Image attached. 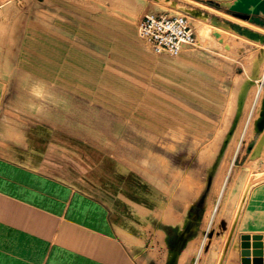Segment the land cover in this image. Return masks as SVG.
<instances>
[{"label":"crops","instance_id":"0c3cea01","mask_svg":"<svg viewBox=\"0 0 264 264\" xmlns=\"http://www.w3.org/2000/svg\"><path fill=\"white\" fill-rule=\"evenodd\" d=\"M96 4L0 0V264H162L172 231L204 228L205 151L264 150V44L227 31L156 55ZM156 148L195 150L173 163L192 191H171ZM232 230L222 264H241V234L264 241V181Z\"/></svg>","mask_w":264,"mask_h":264},{"label":"rangeland","instance_id":"374dc122","mask_svg":"<svg viewBox=\"0 0 264 264\" xmlns=\"http://www.w3.org/2000/svg\"><path fill=\"white\" fill-rule=\"evenodd\" d=\"M218 1L226 6L223 0ZM169 4L171 5L166 0H99V5L96 4L94 7H100L107 14L120 18L123 22L136 28L138 32L139 21L150 12L179 13L178 9ZM192 25L197 37L196 44H219L213 34V31L216 30L214 27L194 19H192ZM225 34L227 31L223 32L224 40L227 39ZM139 41L145 46L140 36ZM237 135L235 134L236 137ZM252 136L253 133H249L246 134L245 138L252 142ZM255 141L256 137L252 145ZM160 151L156 148L150 155L159 164V166L154 165L153 168L156 170L157 167H160V169L164 168L165 172H170L172 178L170 181L171 191H192L194 184L190 181V176L181 175L178 170H175L173 163H178L179 157H183L185 153L188 156L190 151L195 152V150L165 148L163 150L164 156L171 155V166L168 158L159 154ZM205 152L206 155L203 159L207 163L203 165V173L206 180L203 181L202 185L199 184L198 189L196 188L199 190L202 187L205 190V196L202 199L203 204L207 205V211L203 213L204 228L203 230L199 229L195 234L193 229L186 231L188 236L185 244H183L185 238H181L183 241H181V249L182 247L186 248L185 254L180 261L177 259L175 264H222L224 256L230 249V246L226 247V244L231 230L239 221L249 187L252 188L264 181V150L258 156H253L250 150L244 146L234 149H207ZM193 157L194 154H192ZM189 167V164L186 165V169ZM209 196L211 198H208ZM209 225L211 228L207 229ZM189 238L192 239L189 241ZM169 242L171 245L168 246L167 253L163 254L162 264H167L171 248L179 243L177 231L171 232ZM187 252L188 257H186Z\"/></svg>","mask_w":264,"mask_h":264},{"label":"water","instance_id":"95a60500","mask_svg":"<svg viewBox=\"0 0 264 264\" xmlns=\"http://www.w3.org/2000/svg\"><path fill=\"white\" fill-rule=\"evenodd\" d=\"M170 6L175 7L181 12L187 13L192 17L205 16L215 26L222 27L230 32L237 33L250 40L264 44L263 30H256L252 27L245 26L243 23L234 20L231 17L225 16L224 18H220L218 15H211L210 13L194 6L189 9L177 7L172 3ZM228 10L235 18L248 20L251 23H256L264 28V0H231V4L228 6ZM213 34L216 37H220V33L217 31H214ZM221 42H224V40H222ZM255 129L258 134H261L264 130V97L262 100L259 116L255 122ZM232 237L233 230H231L226 247L230 245ZM239 247L241 264H263V235L241 234ZM180 250L181 242L177 243L174 247L171 248L167 264L176 263Z\"/></svg>","mask_w":264,"mask_h":264},{"label":"built area","instance_id":"2783aa9c","mask_svg":"<svg viewBox=\"0 0 264 264\" xmlns=\"http://www.w3.org/2000/svg\"><path fill=\"white\" fill-rule=\"evenodd\" d=\"M211 15L225 16L218 9L206 4H192ZM215 10H212L211 8ZM193 17L187 13L170 14L165 11L150 12L138 24L139 36L156 55L176 57L187 47L196 45L197 37L192 25ZM264 264V241H263Z\"/></svg>","mask_w":264,"mask_h":264},{"label":"bare ground","instance_id":"6f19581e","mask_svg":"<svg viewBox=\"0 0 264 264\" xmlns=\"http://www.w3.org/2000/svg\"><path fill=\"white\" fill-rule=\"evenodd\" d=\"M166 1H168L169 3H172V4H174V5H176L177 7H182V8H185V9H189V8H191L193 5L192 4H194V3H197V4H201L200 2H198L197 0H166ZM228 6L231 4V0H223ZM211 8V7H210ZM212 10H215L214 8H211ZM219 11V10H218ZM179 12H180V10H179ZM220 12V11H219ZM231 18H233L234 20H237V21H239V22H241V23H243L244 24V20H241V19H238V18H235L234 16H230ZM193 19L195 20V21H198V22H203V23H205V24H209L211 27H214L216 30H214V31H217V32H219L220 33V37H216V38H218V40L221 42L222 40H224L223 39V37H222V35H223V32L224 31H228V30H226V29H224V28H222V27H218V26H215V25H213L212 23H211V21L209 20V19H207L205 16H200V17H193ZM244 21V22H243ZM247 23V22H246ZM261 30H263L264 31V28L263 27H261L260 28ZM213 31V32H214ZM228 32H230V31H228Z\"/></svg>","mask_w":264,"mask_h":264}]
</instances>
